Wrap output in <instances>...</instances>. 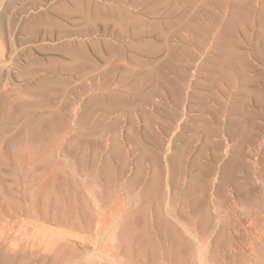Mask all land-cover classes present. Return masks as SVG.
I'll use <instances>...</instances> for the list:
<instances>
[{
	"label": "rangeland",
	"instance_id": "1",
	"mask_svg": "<svg viewBox=\"0 0 264 264\" xmlns=\"http://www.w3.org/2000/svg\"><path fill=\"white\" fill-rule=\"evenodd\" d=\"M0 264H264V0H0Z\"/></svg>",
	"mask_w": 264,
	"mask_h": 264
}]
</instances>
